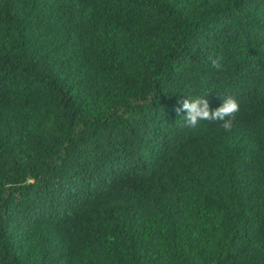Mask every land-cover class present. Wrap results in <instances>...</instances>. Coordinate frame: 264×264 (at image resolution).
<instances>
[{
    "label": "trees",
    "instance_id": "1",
    "mask_svg": "<svg viewBox=\"0 0 264 264\" xmlns=\"http://www.w3.org/2000/svg\"><path fill=\"white\" fill-rule=\"evenodd\" d=\"M0 264H264V0H0Z\"/></svg>",
    "mask_w": 264,
    "mask_h": 264
},
{
    "label": "clouds",
    "instance_id": "2",
    "mask_svg": "<svg viewBox=\"0 0 264 264\" xmlns=\"http://www.w3.org/2000/svg\"><path fill=\"white\" fill-rule=\"evenodd\" d=\"M209 59L213 67L217 70L221 69V64L217 59H213L211 56ZM178 103L180 106L175 111L177 114L186 111L184 118L187 126L195 128L200 121H220L222 122L220 126L226 131H231L235 114L240 107L239 102L233 96L224 98L222 105L214 110L210 109L209 102L204 97L187 98Z\"/></svg>",
    "mask_w": 264,
    "mask_h": 264
}]
</instances>
